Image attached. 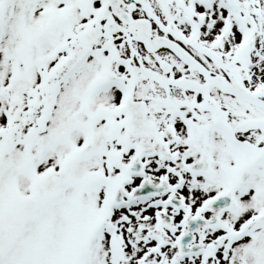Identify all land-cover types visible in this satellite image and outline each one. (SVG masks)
Returning <instances> with one entry per match:
<instances>
[{
  "label": "snow or ice",
  "instance_id": "1",
  "mask_svg": "<svg viewBox=\"0 0 264 264\" xmlns=\"http://www.w3.org/2000/svg\"><path fill=\"white\" fill-rule=\"evenodd\" d=\"M0 264H264V0H0Z\"/></svg>",
  "mask_w": 264,
  "mask_h": 264
}]
</instances>
